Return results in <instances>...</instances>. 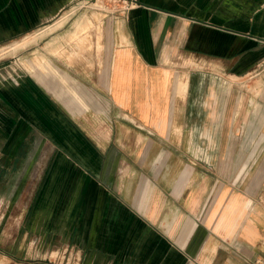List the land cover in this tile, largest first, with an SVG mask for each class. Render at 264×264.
Segmentation results:
<instances>
[{"label":"crops","instance_id":"0c3cea01","mask_svg":"<svg viewBox=\"0 0 264 264\" xmlns=\"http://www.w3.org/2000/svg\"><path fill=\"white\" fill-rule=\"evenodd\" d=\"M71 1L0 0V43ZM99 42L95 77L69 79L75 107L58 80L0 88L1 158L46 182L36 226L62 215L85 264H264V0H128L102 19ZM197 78H256L261 93L248 109L223 87L204 98ZM94 124L110 128L107 149L88 134ZM239 125L233 143L225 132ZM188 130L190 142L176 134ZM190 145L217 149L194 161L177 150ZM238 146L239 171L216 172Z\"/></svg>","mask_w":264,"mask_h":264},{"label":"rangeland","instance_id":"374dc122","mask_svg":"<svg viewBox=\"0 0 264 264\" xmlns=\"http://www.w3.org/2000/svg\"><path fill=\"white\" fill-rule=\"evenodd\" d=\"M123 6H126L125 0H72L65 6L58 18L46 22L40 26L39 30L0 43V88L8 83L12 85L17 78H36L47 88L58 80L72 85L70 89L73 97L62 96L61 98L67 106L75 107L78 104L77 101L83 102L80 87L75 89L76 85H73L69 79L95 77L100 62L96 43H100L102 19L106 14L123 10ZM89 20L93 22V25L88 26ZM83 25L85 27L87 25V29L80 35ZM183 76H186L185 71L180 77ZM197 79L201 80L199 92L204 98L209 96V92L214 93L215 86L217 91L222 90L223 87L226 91H233L238 96L242 95L246 98L248 109L251 107L250 99L255 100V96L261 93L256 78L252 80L250 78ZM183 80L180 84L183 82L182 85L186 87V81ZM183 91L178 92H182L181 95L184 96ZM212 101L213 99H210V103ZM203 102V99L200 100L199 105H207ZM91 115L85 114L84 118L93 122ZM240 127L241 125L234 131L226 130L225 137L232 138L233 143L239 138L243 139L245 131L239 129ZM88 134L100 141L103 149H107L113 142L109 140L110 128L103 124H94L88 130ZM176 134L182 139L194 138L191 130ZM203 134H205L203 130H200L199 136L202 137ZM194 136L196 137L195 132ZM240 148L239 146L232 147L233 155L230 158L233 160L232 163H219L215 171H222L226 168L238 172L239 163L235 159L238 160ZM198 149L201 152L209 151L213 154L217 148H198L192 145L177 148L179 154L190 158L197 155ZM0 153H2L1 150ZM194 161H196L195 158ZM43 181L33 178L21 179V171L16 169V164L3 161L0 154V264L86 263L84 257L81 259L79 245L70 242L69 237L65 238L62 215L61 218H52L55 221H52L54 226H36L39 216L42 222L45 219L42 211L35 210L40 184L44 186L45 183L46 185Z\"/></svg>","mask_w":264,"mask_h":264},{"label":"bare ground","instance_id":"6f19581e","mask_svg":"<svg viewBox=\"0 0 264 264\" xmlns=\"http://www.w3.org/2000/svg\"><path fill=\"white\" fill-rule=\"evenodd\" d=\"M88 24V26L89 25H93V22L92 21H90L89 20V22L87 23ZM84 26V25H83ZM86 27H87V25H86ZM85 26L83 27V28H81V31H80V35H82L83 34V32H86V28ZM80 37V36H79ZM97 45H96V49H97V51H99L100 50V48H101V45H100V43H96ZM184 81V80H183ZM183 83V82H182ZM182 83L180 84V81H178V87H179V89H178V91H183V93H185V87H184V84L182 85ZM188 83V82H187ZM186 86V85H185ZM188 86V85H187ZM186 86V87H187ZM188 89V88H187ZM187 92V91H186ZM179 93V92H178ZM181 93L182 92H180L179 93V95H181ZM182 96V95H181Z\"/></svg>","mask_w":264,"mask_h":264},{"label":"built area","instance_id":"2783aa9c","mask_svg":"<svg viewBox=\"0 0 264 264\" xmlns=\"http://www.w3.org/2000/svg\"><path fill=\"white\" fill-rule=\"evenodd\" d=\"M128 0H126V2H127Z\"/></svg>","mask_w":264,"mask_h":264}]
</instances>
